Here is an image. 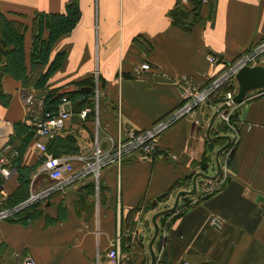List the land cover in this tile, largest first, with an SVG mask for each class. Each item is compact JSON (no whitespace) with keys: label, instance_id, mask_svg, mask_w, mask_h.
<instances>
[{"label":"crops","instance_id":"crops-1","mask_svg":"<svg viewBox=\"0 0 264 264\" xmlns=\"http://www.w3.org/2000/svg\"><path fill=\"white\" fill-rule=\"evenodd\" d=\"M192 5L190 0H0V49L8 27L20 36L21 53V64H9V71L0 73V148L8 144L2 154L6 160H0V209L48 183L39 171L44 154L34 138L45 145L46 154L58 155L87 152L94 138L104 146L108 135L147 128L181 103L176 79L186 75L195 84L206 83L264 38V0H200L189 13ZM76 9L73 25L50 44L46 62L32 66L31 56L41 45L33 43L35 18L41 16L40 37L47 38L45 16L71 19ZM6 42L12 49L13 42ZM59 53V64L34 85V77ZM5 60L0 50V67ZM143 61L149 69L139 71ZM93 70L101 83L91 108L92 86L76 81L89 78ZM44 86L84 91L77 97L84 102L79 105L75 95L68 99L71 114L52 136L30 132L24 142L23 137L6 140L17 124L29 127L21 93L38 100ZM213 106L208 99L163 129L151 157L129 155L119 165L102 167L96 191L91 177L82 176L39 198L38 212L30 219L17 214L21 208L0 218V264H20L26 254L36 264H109L105 252L116 237L120 264H147L150 216L172 202L176 191L170 187L198 169L201 160L203 171L215 170L214 151L222 137L205 136ZM233 109L237 139L229 166L213 179L198 176L197 193L185 198L181 212L159 222L155 264H264V93L244 96ZM223 125L214 119L209 135L227 133L232 140L233 126ZM22 145L16 166L29 168L22 175L26 186L24 192H13L21 176L10 164L15 160L8 149ZM225 175L220 186L207 192Z\"/></svg>","mask_w":264,"mask_h":264},{"label":"built area","instance_id":"built-area-1","mask_svg":"<svg viewBox=\"0 0 264 264\" xmlns=\"http://www.w3.org/2000/svg\"><path fill=\"white\" fill-rule=\"evenodd\" d=\"M186 2V0H179ZM258 47V48H257ZM259 47H264V40L259 42L258 46L253 45L245 50V52L236 58L233 62H228L218 75L207 82H210L206 88L199 84H195L190 77L186 75L180 76L175 80L181 93V103L171 111L167 112L163 118L154 123L152 127L140 130L127 129L123 136H117L111 139L108 146L101 147L94 139L92 147L87 152H70L58 155L46 154L45 145L34 138L33 142L37 149L44 154L41 161V168L46 171L50 178L54 180L51 187L41 192H30L26 198L18 202L11 208L0 209V217H7L15 210L20 209L26 202L36 201L45 197L49 193V188L58 189L67 183L76 180L85 174L91 173L95 177L99 175L100 169L109 164L119 165L121 161L129 156L134 155L137 158H149L152 156L156 147V142L160 132L169 126L175 119L185 113L193 112V110L201 103L208 100L215 94V90L222 84L228 85L233 81L235 83L234 74L236 70L244 64L252 65L253 55ZM210 62H213L214 56L207 55ZM251 63V64H250ZM139 71L149 69L147 61L140 62ZM206 82V84H207ZM264 93V85L252 89L248 97H254ZM219 94V93H218ZM220 95V94H219ZM219 97L223 101L231 96L230 89ZM21 99L25 109V117L30 123L36 136H52L59 130L65 119L71 114L69 100L65 96H60L55 110H45L42 106V99H35L30 92L23 91ZM86 108H81L79 114L83 116ZM3 172H7V168H3ZM109 264H120L118 252V239L113 240L112 245L105 252ZM20 264H36L34 258L28 254L23 255ZM155 264V262H154ZM180 264H192L188 260H182Z\"/></svg>","mask_w":264,"mask_h":264},{"label":"trees","instance_id":"trees-1","mask_svg":"<svg viewBox=\"0 0 264 264\" xmlns=\"http://www.w3.org/2000/svg\"><path fill=\"white\" fill-rule=\"evenodd\" d=\"M190 1L192 2L193 5H192L189 13H192L197 8L198 4L200 3V0H190ZM180 13H183V12H180ZM187 13L188 12H185V13H183V15L185 16ZM77 14H78V12L76 9L74 11L73 18H71V19H67V16H65L63 18H62V16H58V15L45 16L43 25H44V28L48 29V37L47 38L46 37L45 38L40 37V29L42 27V22H43V20H41V16H38L35 18V20L33 21V24H32L33 25L32 26L33 31L35 32L33 34V43H34V45H36L37 42H39V44H41V45H40V49L38 50V52L33 53L31 56V65L32 66L35 64L46 62L47 55H48V49H49L50 44L52 43V41L56 38V36L58 34L66 32L67 30L70 29V27L74 23L75 18L77 17ZM176 20H177V18H176ZM4 24L10 25L7 22H4ZM5 30L6 31L2 32L3 37H4L3 41L5 42V44H3V49H0V50L6 56V60H5V63L3 64V66L0 67V73L5 72V71H9V64L13 65L14 67H16V64H21V61H20V58H21L20 36L17 35L16 32L13 31L12 29L10 30L8 27H5ZM10 34H13V35H11L12 38L8 37V35H10ZM10 40L14 44L12 49H9L6 45V44H8L6 41H10ZM60 59H61V53L55 54L54 57L52 58V60L50 61L48 68L43 73L38 72V74L34 77L33 84L36 85L37 81L41 80L42 77L45 78L46 75L48 74V72H50L54 67H56L59 64ZM14 67H12V68H14ZM76 83H78V84H86L87 83V84H90V86H91V76L89 78H85L83 80H78V81H76ZM224 87H225V85H222L221 88H224ZM89 92H91V89ZM84 93H85L84 91H81L78 89L76 91H68V92H59L58 93L56 88H54V87L48 88L45 95H43V97H42L43 109L50 110V111L55 110L60 96H65L66 98L70 99L74 95L79 96V95L84 94ZM217 100L219 101V98L217 99V98L212 97L210 102L214 103ZM83 102L84 101L82 99L77 100V103L79 105ZM229 121H232V118H230V116H229ZM20 125H23V124L20 123ZM29 129H30V132L32 133L33 132L32 127H29ZM29 136L24 138L23 142L26 141L29 138ZM218 139L221 140L222 138H218ZM222 140H224V139H222ZM23 145H24V143H23ZM23 145L21 147H17V149L19 150V154H18V157L16 159L14 158L15 163L18 162L19 155L22 151ZM72 151L73 150H67L65 152H72ZM232 152H233V150L231 151L230 156L228 158V161H227L228 164H230ZM197 165L200 169L204 170L205 160H201ZM19 168H20V171H18V172H19V175L21 177L19 179V184H18L17 188L13 192H24L23 189H25V186H26V178L25 177L23 178L22 175L25 174L29 170V168L26 169L25 166H20ZM188 176L189 175L186 174V175L182 176L180 178V180L183 178H188ZM179 181H177L175 184H173L170 188L176 186V184ZM170 188H169V190H170ZM169 190L167 189L162 194H159L157 197H161L162 195L166 194ZM206 195H208V193H205L204 195H202V197H205ZM36 204H37V202L32 203L28 208L19 211L17 214H21L22 215L21 218H23L24 220L30 219L33 214L35 215V213L38 212L37 210L34 209ZM9 205H11V204H9ZM181 210L182 209L176 211L174 213V215H178L181 212Z\"/></svg>","mask_w":264,"mask_h":264},{"label":"rangeland","instance_id":"rangeland-1","mask_svg":"<svg viewBox=\"0 0 264 264\" xmlns=\"http://www.w3.org/2000/svg\"><path fill=\"white\" fill-rule=\"evenodd\" d=\"M263 40H264V38H263ZM262 40V41H263ZM262 41H260V42H262ZM258 44H259V42L256 44V46H258ZM258 48V47H257ZM260 48V50H257L255 53H253V54H251L250 56H252L253 55V60L251 61V63L252 64H256V63H258V62H262L263 60H264V47H259ZM245 52V50L243 51V52H241L240 53V55L239 56H241L243 53ZM239 56L237 57V58H239ZM61 57H62V55H61ZM234 61V60H233ZM233 61H231V62H233ZM250 63V64H251ZM264 63V62H263ZM258 64H261V63H258ZM100 80H99V77H97V73H96V70H93V72H92V74H91V92H90V96H91V100H90V102H91V104H90V106H91V108L95 105V103H96V101H97V97H98V93L100 92ZM210 82H207V84L206 83H203V84H201V88H202V86L204 87V85H205V87L204 88H206L207 86H208V84H209ZM225 85V84H224ZM222 86H219L216 90H215V94L214 95H212L209 99L211 100L212 99V97H214V98H219V97H221L222 95L221 94H224L225 93V91L227 90V89H230V91H231V95L234 93V91H235V88H236V82L235 83H233V81L232 82H230V84H228V85H225V87L224 88H221ZM52 88V87H51ZM221 88V89H220ZM48 90V88H46V86L44 87V91L45 92H43L42 94L43 95H45V93H46V91ZM76 91V90H75ZM251 91L252 90H250V91H248L246 94H245V96L246 95H249V93H251ZM58 92V91H57ZM60 92V91H59ZM58 92V93H59ZM65 92H68V91H65ZM220 95H219V94ZM43 95L42 96H40L41 97V99H42V97H43ZM78 96H76L75 98H77ZM231 97V96H230ZM229 97V98H230ZM70 98V97H69ZM78 99V98H77ZM228 99V98H227ZM224 100H226V99H224ZM223 100V101H224ZM223 101H221V100H217V101H215L214 102V106H213V109H215L218 105H220ZM235 103H231V104H229V105H227L226 107H224V108H222L220 111H219V113L218 114H216L215 115V117H214V119H216V121H218V123H223L224 125H223V127H226V123L227 122H230L231 123V125L233 126V131H232V135H233V138H232V140L230 139L229 140V143L227 144V146L225 147V148H223L219 153H218V158H219V162H220V165H221V170H220V172L218 173V175L217 176H219L220 175V173L221 172H223V170L227 167V166H229V164L227 163V161H228V158H229V156H230V153H231V151L233 150V148H234V145H235V142H236V139H237V128H236V126H235V124L233 123V121H234V119H233V117H234V109H233V105H234ZM171 111V110H170ZM190 113V112H189ZM188 113H185L184 112V114L183 115H181V116H179L177 119H175V121L176 120H178L179 118H181V117H184V116H188L187 115ZM229 116H230V118H232V121H229ZM164 117V116H163ZM163 117H161V118H163ZM161 118H159V119H157V120H155L149 127H152L153 125H154V123L155 122H157L158 120H160ZM214 119H213V122H214ZM24 121L25 122H27V124H28V126L29 127H32L31 126V123H30V119H29V121L25 118L24 119ZM174 122V121H173ZM172 122V123H173ZM212 122V123H213ZM171 123V124H172ZM17 125H19V126H15L14 128H15V131H13V133H10L9 135H8V137H7V139L6 140H14L15 138H20V137H23V139L24 138H26V137H28L29 135H30V129H29V127H27V126H23V125H20V123L19 124H17ZM149 127H147V128H149ZM168 127V126H167ZM144 129V128H143ZM19 130V131H18ZM21 133L23 134V135H21ZM209 134H210V130H209ZM118 136V135H117ZM117 136H115V137H113V136H111V135H108V136H106V138H105V145L104 146H101V147H106V146H108V144H109V142H110V140L111 139H114V138H116ZM209 136H211V135H209ZM95 139V138H94ZM97 139V138H96ZM225 140H218V142H220L221 144L224 142ZM97 142H99V140H97ZM93 143H94V141H93ZM220 144V145H221ZM8 147V144H5L4 143V145L0 148V153H1V155H0V157H2V158H0V160L2 159L3 160V162L6 160L5 159V157L2 155L5 151H6V148ZM8 151H12L13 153L11 154L12 156H13V158H12V160H14V158L16 159L17 157H18V154H19V150L18 149H8ZM9 158L10 157H8V161H10L9 160ZM8 163H10V162H8ZM18 162H16V163H10L11 165H12V167H15L16 168V170L17 171H20V166L18 165V166H16V164H17ZM40 164V163H39ZM110 164H112V163H109V164H107V165H110ZM107 165H105V166H107ZM104 167V166H103ZM10 169V167H7V172L8 171H10L9 170ZM200 168L198 167V169H196V170H199ZM205 169V168H204ZM12 170H14V169H12ZM196 170H193L192 172H189L188 173V178H183V179H181L177 184H176V186H175V188H173V190L171 191V192H175L176 191V189L178 190V189H180V188H189L190 187V177H191V175H192V173L194 172V171H196ZM200 170H203V169H200ZM39 171H41L44 175H46L49 179H48V183L43 187V188H41V189H39V190H37V191H32V192H41L42 190H44V189H46V188H48V187H51L52 186V184L54 183V180L52 179V178H50L49 177V175L46 173V171L45 170H43L41 167L39 168ZM213 173V172H212ZM212 173H210V174H212ZM43 175V176H44ZM86 175H88V176H90L91 177V179H90V187L92 188V190H93V192L94 191H96V186H97V178L95 177V175L94 174H91V173H88V174H85L84 176H86ZM216 176V177H217ZM215 177V178H216ZM226 179V175L223 177V179H220V181L216 184V185H214V187L213 188H211V189H209L207 192H211V191H213L216 187H218V186H220L221 185V183H223L224 182V180ZM74 182H75V180H73ZM73 181H71V182H69V183H67L66 185H69V184H71V183H73ZM1 183V182H0ZM1 185V184H0ZM66 185H64L63 187H65ZM63 187H60V188H63ZM0 188H1V186H0ZM60 188H58V189H51V188H49V192H57V190H59ZM64 189V188H63ZM62 190V189H61ZM29 194V193H28ZM28 194H27V196H28ZM26 196V197H27ZM173 196H174V194H173ZM25 197V198H26ZM186 197H188V195H181L180 197H179V199H182L183 200V202H181L180 204H177V206H176V208L175 209H173L172 211H170V212H168V213H165V214H161V215H159L158 217H157V222H158V224H159V222H161V223H163V222H165V220L166 219H169L171 216H172V214L175 212V211H178L179 209H182L184 206H185V198ZM37 202V200L36 201H30V202H26L25 203V205H23L22 207H21V210H23V209H26V208H28L32 203H36ZM172 203V202H171ZM171 203H169L168 205L166 204V206H163V208L164 207H167V206H170L171 205ZM160 208H162V207H158L156 210H158V209H160ZM155 210V211H156ZM171 212H172V214H171ZM10 215H12V214H10ZM9 216V215H8ZM0 218H3V217H0ZM160 225V224H159ZM158 231H159V229H158ZM151 232H152V230H151ZM158 233V232H157ZM157 235V234H156ZM149 257V256H148Z\"/></svg>","mask_w":264,"mask_h":264},{"label":"water","instance_id":"water-1","mask_svg":"<svg viewBox=\"0 0 264 264\" xmlns=\"http://www.w3.org/2000/svg\"><path fill=\"white\" fill-rule=\"evenodd\" d=\"M198 11V10H197ZM236 88L234 93L231 95L230 98L224 100L220 105H218L210 114L208 118V122L205 128V136L209 139H214L216 137H222L225 141L218 146L214 151V163H215V170L212 174L206 173L203 170H196L192 173L190 177V187L189 188H180L176 190L173 196V200L170 206L160 208L154 211L150 216V221L152 224V232L147 241V251L149 254V260L147 264H154L155 262V252L153 249V241L156 237V234L159 229V224L157 222V217L161 214L168 213L176 208L178 204V199L181 195H195L197 193V185H196V178L198 176L206 177L213 179L215 178L221 170V165L218 158V153L227 146L230 140V136L227 133L223 134H216L213 136H209L210 126L215 115L224 107L231 103H237L242 100L245 94L255 88L261 87L264 85V64H244L239 67L235 74H234ZM81 89L89 90L90 86H80Z\"/></svg>","mask_w":264,"mask_h":264}]
</instances>
